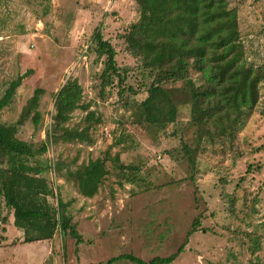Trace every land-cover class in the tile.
I'll list each match as a JSON object with an SVG mask.
<instances>
[{
    "label": "rangeland",
    "instance_id": "rangeland-1",
    "mask_svg": "<svg viewBox=\"0 0 264 264\" xmlns=\"http://www.w3.org/2000/svg\"><path fill=\"white\" fill-rule=\"evenodd\" d=\"M229 2L238 12L247 63L264 70V0ZM139 16L135 0H0V97L30 70L0 111V122L15 123L35 89H44L40 123L28 119L17 137L37 147L46 143L36 162L46 166L41 175L54 189L48 199L67 204L81 236L79 241L58 229L52 239L23 241L11 256L4 234L13 209L0 197L8 217L0 222V264H107L122 254L150 260L183 244L169 264H264V80L259 104L233 134L201 137L191 105L183 101L176 122L139 123L136 108L152 77L125 40ZM97 31L114 46L121 74L106 87ZM192 77L200 83L198 72ZM74 78L83 89L82 103L100 121H86L89 110L79 108L68 122L56 124L55 94ZM68 131L86 137L69 140ZM97 159L108 173L98 193L87 197L74 172ZM9 160L0 161V170L16 165ZM197 218L199 228L187 240ZM112 264L136 263L120 258Z\"/></svg>",
    "mask_w": 264,
    "mask_h": 264
},
{
    "label": "trees",
    "instance_id": "trees-1",
    "mask_svg": "<svg viewBox=\"0 0 264 264\" xmlns=\"http://www.w3.org/2000/svg\"><path fill=\"white\" fill-rule=\"evenodd\" d=\"M135 1L140 16L131 24L125 40L131 53L141 60L148 76L152 77L147 97L136 108L137 121L165 127L176 122L179 104L183 101L190 103L191 121L202 129L201 137L233 134L259 104L260 84L264 80V70L247 63L237 9L230 6L229 0ZM94 40L98 57H105L100 77L102 87H106L114 76L121 77L116 50L100 31L96 32ZM29 71L10 82L0 97V111L11 104ZM192 71L199 73L200 83L192 77ZM178 82L182 85L177 86ZM43 93V88L35 89L15 123L0 122V161L5 158L8 163L9 159L16 162L0 170V197L6 207L13 209L14 224L23 229L24 242L52 239L58 229L80 241L76 225L66 214L67 204L59 197L57 206L48 199L54 196V189L41 175L46 166L36 162L47 150L46 143L37 147L17 137L19 126L28 119L36 126L40 123L42 115L38 107ZM82 98L83 89L76 78L59 89L55 94L53 115L57 125L68 122L76 109L89 110V104H83ZM85 119L100 121L92 110ZM75 137L86 136L68 131L65 138ZM184 148L190 161L195 163L191 147L184 145ZM107 173L104 161L99 159L76 170L80 193L95 196ZM7 219L0 199V222L6 223ZM199 225L197 218L187 240ZM184 245L168 256L144 260L134 254H122L111 258L107 264L120 258L136 264H169L184 250Z\"/></svg>",
    "mask_w": 264,
    "mask_h": 264
},
{
    "label": "crops",
    "instance_id": "crops-1",
    "mask_svg": "<svg viewBox=\"0 0 264 264\" xmlns=\"http://www.w3.org/2000/svg\"><path fill=\"white\" fill-rule=\"evenodd\" d=\"M4 214V213H3ZM9 224H7V232L4 235H7L8 238H4L5 243H9L10 245L7 246V248H10L12 251L10 255L12 256V252H18L21 250V247L23 246V240H24V231L23 229L17 227L14 224V215L12 214V217L10 216ZM5 224H3L4 226ZM14 237H21L19 241H17L15 244L11 242L12 238ZM8 253H5L7 255Z\"/></svg>",
    "mask_w": 264,
    "mask_h": 264
}]
</instances>
